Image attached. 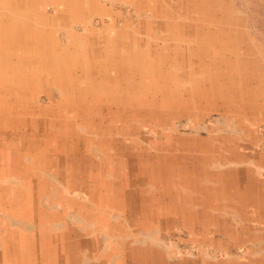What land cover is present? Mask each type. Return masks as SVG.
I'll return each instance as SVG.
<instances>
[{"label":"rangeland","instance_id":"obj_1","mask_svg":"<svg viewBox=\"0 0 264 264\" xmlns=\"http://www.w3.org/2000/svg\"><path fill=\"white\" fill-rule=\"evenodd\" d=\"M82 4L47 27L49 45L69 60L81 53L69 36L87 43L92 69L119 61L106 81L136 99L137 82L156 83L136 75L133 51L147 53L171 82L158 78L161 91L145 100L164 106L127 109L121 95L111 106L85 95L77 106L58 100L54 84L26 87L19 103L0 99V264H264V0ZM53 67L63 89L84 78L79 67ZM83 103L95 112L85 115ZM28 104L39 109H20ZM24 110L36 124L13 130ZM61 127L64 148L49 135Z\"/></svg>","mask_w":264,"mask_h":264},{"label":"bare ground","instance_id":"obj_2","mask_svg":"<svg viewBox=\"0 0 264 264\" xmlns=\"http://www.w3.org/2000/svg\"><path fill=\"white\" fill-rule=\"evenodd\" d=\"M86 1L87 0H83V1H79V0H0V51H3L2 52V56L5 57L6 61H8L5 64V70H6V73H7L6 74L7 78H5L6 76L4 77L5 79L2 78V76L0 77V88L2 86H4V91H0V99H10V100L14 99L16 103H19L18 98L22 97V95H26L28 93L26 91V87H31L32 85H35V86L39 85L40 87L43 88L44 86H48L49 87V85L54 84V86L56 87V92H62L63 91V93L65 94V97L67 95H70V93H71V89H70L71 85H69V83H65V86L68 87V89H63V88H61V85H60V82L63 80V78L60 81L58 79V77H61L62 74H64V72H61L56 67H53L51 70H48L49 67L53 66V64H56V66H61L62 65L64 67V69H65V67H69V66H74V67L82 66L83 68H85V67L88 68V66L92 67L95 64L93 63L92 60L88 59L89 58L88 55H90L92 57L94 53L92 54L93 51L91 49H89V47L87 46V43H84V42H82L81 40H78V39H73V37L69 36L67 38V43L70 46H72V47H76L77 46L76 48L79 49L82 53L77 54L74 51L71 54H68L69 55V60H68V57L66 56L67 54L62 53V51H63L62 48H56V47H53V46L49 45V43H48V40H49L48 32H46V30H47L48 26H51V27H54V28H56L57 26L59 27L60 24L57 25L56 20L62 19L63 15L66 12H68V11H70L71 13H76V12H78L80 10H81V12L85 11V8H83L84 6L82 7V5H83L82 3H86ZM50 9L52 11H56L55 14H57V15L55 16L54 19H50L49 16L47 15L48 11ZM35 38L37 39V42H38V40L43 41V42L39 41L40 44L44 43L43 44L44 46L41 49L37 48L35 46V44L31 43V41L36 40ZM77 41L79 43H77ZM1 42H2V44H1ZM9 42L11 44V47H10V45L8 46ZM80 42H82V43L80 44ZM6 46H7V48L10 47V49L8 48L9 49L8 51H10V53L7 51ZM17 48H22V51L21 52H17L16 51ZM141 53L142 52H140L138 54V52L133 51V57H134V55H136L135 61L138 63V65L135 68L136 75H137V72H139L138 75H140V76L142 74H144L145 77L146 76L147 77H153L154 80L152 82L154 83V81H155L157 84L159 82L158 78H160V79L162 78L165 81L167 80L166 82L170 83L171 79L168 80L167 79L168 76L162 75V73H161L162 70L159 69V65L154 66V64H156L158 62V60L156 62H153L154 60L150 59V57L147 55V53H145V54H143V53L141 54ZM54 54H59V57H60V60L56 61V63L54 62V60L52 58ZM86 54H88V55H86ZM28 55H30L31 58H32V60H31L28 57V60H30L29 61L30 64L33 65L32 68H29L30 67L29 62L26 61ZM145 55H147L148 57L145 56ZM110 56L111 55H108V57H110ZM111 61H113V60H111ZM135 61H134V64L136 65ZM118 62L119 61L115 60V62L113 61L112 63L105 64V66H103V67L100 64L97 67H95L96 69H94V70H96L98 72L97 75H99L101 77V80H102V76L101 75L103 73L106 74L110 67L114 68L115 66H118ZM151 62H153V63H151ZM49 63H51V64H49ZM40 67H42V69L39 70ZM27 69H31L32 72L27 73L26 72ZM130 70H132V69L130 68ZM74 72H76V71L74 70ZM155 72H158L159 76L156 75ZM19 73H20V75H18ZM18 76H21V78L17 79ZM162 79H161V81H162ZM70 81L71 80H69V82ZM156 83L155 84L151 83L148 86H145L144 84L138 83V82L135 84L136 85L135 86L136 87V94L139 93L141 95V99H136V98L133 97V94L132 95L128 94V92L130 93L131 89L130 90L128 89L129 91H127V88H126V90L117 92L114 83H113V85H110V86L108 84L106 85L104 83H101L99 85L95 84V86H96V88L99 89V91H100V89H102L104 91V93L106 95L105 97L107 99L106 101H107V103H109L111 105L115 104V101L117 100V96L121 95V97H120L121 99L120 100H122L124 96L126 98V100L123 102V103H125V105H123V106H125V108H127V109H129V104L131 102H135V103L139 102L140 106H138L137 108H140V109H142L141 107H144V108L145 107L146 108L147 107H155L156 105H157L158 108H162L164 106V104L161 105V103L159 101L156 104H154V106H153V104L149 100H145L146 98L148 99L149 95H153L154 93L161 91V87L159 85H157ZM137 85H140V86H138L139 89H137ZM79 86L80 87L78 89H79V91H81V93H86L88 91L91 92V82L86 81L85 85H82L81 82H80ZM113 87H114V89L116 91V95L115 96H114ZM164 88L166 89V87H164ZM132 90H133V88H132ZM123 93H124V95H123ZM78 100L80 101L82 99H78ZM55 105H56V107L54 106V108H63V104L60 103V102H57ZM42 108H44V107H42ZM15 109L16 108H14L13 111ZM20 109H27V110L33 111L34 109L38 110L39 108L35 107V106H31V105L28 104V105L24 106L23 108L21 107ZM2 110H3V108H2ZM26 112L27 111L24 110V111H21L20 114L19 113H14V115L11 117L10 121L12 123V126H13L12 129L13 130H15L17 128H20V131L24 132L25 129H27L28 125H29L28 127H30V126L34 127L33 124H36V123L35 122L33 123L32 118H35L34 120H36V117L32 116L30 113H28L29 115H26L25 114ZM42 112H44V111H42ZM42 112H41L42 120L43 121L45 120L46 122H48L49 119H43V118L47 117V114L46 113L44 114ZM140 112L141 111L133 112L132 115H135V116L139 115L140 116L143 113V117L147 116L146 112H141V114H139ZM3 114H7L8 115V111H6ZM48 116L50 117V115H48ZM82 116H84V115L83 114L78 115V116H76V118L79 120L80 117L82 118ZM126 118H127L126 120L128 121L129 120L128 117H126ZM30 119H31V121H29ZM130 121H135V118L134 117L132 119L130 118ZM139 123H140V121H139ZM9 127H11V126H9ZM61 130H62V132H60L59 129L57 131L56 128H50V130H49V135L53 136V133H54V136L57 137L59 142L63 143L59 147H63V146L67 145L66 144L67 142L65 141L64 138L66 136L70 135V133L68 131H66V127H61ZM42 132H43V130H42ZM18 133H20V132H18ZM11 134H13V133H11ZM9 135H10V133H9ZM12 137H14V136H12ZM29 140L31 141V139H29ZM20 141H23V139H21ZM5 156H8V154L5 155ZM32 163H33V161H32ZM15 169L16 168H14V170ZM19 172H21V171H19ZM9 175H10V173H9ZM18 175H21V174H18ZM6 179H8V178H6ZM1 182H2V180H1ZM40 186H41V184H40ZM17 189H19V188H17ZM26 192L27 191H25L24 193H26ZM38 197L39 196H37V198ZM0 207H1V205H0ZM17 208H19V207L17 206ZM18 236H19V234H18Z\"/></svg>","mask_w":264,"mask_h":264},{"label":"crops","instance_id":"obj_3","mask_svg":"<svg viewBox=\"0 0 264 264\" xmlns=\"http://www.w3.org/2000/svg\"><path fill=\"white\" fill-rule=\"evenodd\" d=\"M89 49H90V47H89ZM79 68L81 69V73H83L84 78L82 80H79V78H77V76L75 75L73 80H71L70 82L69 81H66V82L64 81L65 83H69V85H71V88H70L71 89V93H70V95H67L65 97V94L63 93V91L62 92H56L59 95V99L58 100H62L64 98H67V99H70L71 101H73V104L77 103V106L85 99V95L86 96L91 95L92 97H97V96L100 97V95H103L102 97H104V99L107 100L106 97H105L106 95H105L104 91L102 89H100V91H99V89L96 88L95 84L99 85L101 83H104L106 85L108 84L109 86L113 85V83H110V82L106 81L105 77L109 76V74H107V76H106V74L103 73L102 80L100 82L95 83L90 78V73L94 70V69H92V67L88 66V68L87 67L83 68L82 66H79ZM86 71H88V72L86 73ZM94 73L97 74L98 72L96 70H94ZM86 74H89V75H86ZM91 75L93 76V73H91ZM100 79H101V77H100ZM86 81L91 82V92L88 91V93H81V91H79V89H78L79 85H80V82H81L82 85H85ZM78 99H83V100H81V102H79ZM183 104H186V103L183 102ZM85 105L86 104H84V103L82 104V106H84L83 108L85 110V115H89V113L91 115V113L95 112L94 109L91 108L92 106L88 105V107H86ZM104 105L111 106V104H109V103H105ZM104 108H106V107L104 106ZM61 109H67V108H61ZM108 111H109V113L111 112L110 109H108ZM65 112H67V111L66 110L62 111V113H65ZM137 124H139V122ZM54 142L56 144L55 146H57L58 139L55 140ZM58 146H61V145H58ZM73 169L75 170V168H73ZM73 169L69 173V176L74 175V173H73L74 170Z\"/></svg>","mask_w":264,"mask_h":264}]
</instances>
